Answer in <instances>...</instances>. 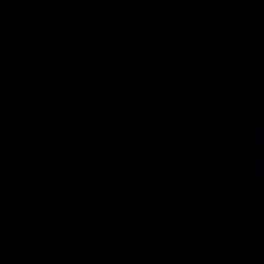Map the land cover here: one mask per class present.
I'll list each match as a JSON object with an SVG mask.
<instances>
[{"label":"water","instance_id":"1","mask_svg":"<svg viewBox=\"0 0 264 264\" xmlns=\"http://www.w3.org/2000/svg\"><path fill=\"white\" fill-rule=\"evenodd\" d=\"M0 264H264V0H0Z\"/></svg>","mask_w":264,"mask_h":264}]
</instances>
